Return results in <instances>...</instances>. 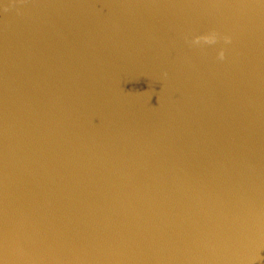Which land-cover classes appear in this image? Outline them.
<instances>
[{
  "label": "clouds",
  "instance_id": "obj_1",
  "mask_svg": "<svg viewBox=\"0 0 264 264\" xmlns=\"http://www.w3.org/2000/svg\"><path fill=\"white\" fill-rule=\"evenodd\" d=\"M5 11H7V6H5ZM223 40L225 43H230L231 37L230 36H224ZM217 41H218V34L215 31H213V32H210L207 34L197 35V36L193 37L191 42L193 44H196V45L201 44V42H203V44H206V45H213V44L217 43ZM217 58L221 61H223L225 59L224 50L219 51ZM165 75H167V74L165 73Z\"/></svg>",
  "mask_w": 264,
  "mask_h": 264
}]
</instances>
